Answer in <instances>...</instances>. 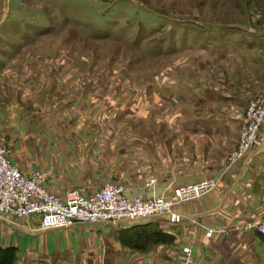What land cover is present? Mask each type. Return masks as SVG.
Returning a JSON list of instances; mask_svg holds the SVG:
<instances>
[{"label": "rangeland", "instance_id": "rangeland-1", "mask_svg": "<svg viewBox=\"0 0 264 264\" xmlns=\"http://www.w3.org/2000/svg\"><path fill=\"white\" fill-rule=\"evenodd\" d=\"M262 100L264 0H0V143L51 193L114 181L167 197L248 162L239 174L264 216V109L237 152ZM177 224L20 233L0 264H177L189 237ZM203 251L197 264H264V235L215 233Z\"/></svg>", "mask_w": 264, "mask_h": 264}, {"label": "built area", "instance_id": "built-area-1", "mask_svg": "<svg viewBox=\"0 0 264 264\" xmlns=\"http://www.w3.org/2000/svg\"><path fill=\"white\" fill-rule=\"evenodd\" d=\"M263 109V100L248 107L251 118L238 135L237 152L240 154L254 141ZM43 180L39 172H22L11 163L5 146L0 143V218L12 222L22 220L23 228L31 232L57 229L72 223L117 227L153 217L163 218L171 224L187 218L194 233L199 229L204 239L230 230H253L264 235V216L261 215L227 228L206 226L180 211L181 203L213 191L217 179L204 178L175 186L167 197L127 195L123 185L114 181L104 182L88 193L69 189L59 196L49 192ZM179 249L181 257L177 264H196L193 241L182 244Z\"/></svg>", "mask_w": 264, "mask_h": 264}, {"label": "crops", "instance_id": "crops-1", "mask_svg": "<svg viewBox=\"0 0 264 264\" xmlns=\"http://www.w3.org/2000/svg\"><path fill=\"white\" fill-rule=\"evenodd\" d=\"M247 157L248 155L245 156V158ZM247 164L248 162H242L241 165L239 166V170H237V173H234L233 175H226L223 178H221L217 182V185L214 188V190L209 192L208 194L181 203L179 206L180 211L187 216H191L195 218L197 221L205 224L206 226H216L221 224L227 225L232 221L233 216L240 214L242 212L251 214L253 218L260 216V214L257 213L255 207L251 205L250 202L247 201L248 188L246 189L243 183L244 175L239 174L241 171H243V169ZM66 190H64L61 194L58 195L59 196L62 195ZM240 197H241V201H240ZM188 221L189 220L187 218H184L177 225L181 227L183 226L184 231L182 235H186V236L189 235L188 240L186 242L193 241V251L197 264V262L200 260H201L200 262H202V259L205 255L203 251V247L205 243L209 241V239L202 238L201 231L199 229H196V232L194 233L192 224L191 226H187ZM122 225H126V224H122ZM37 232H43V231H37ZM20 233L27 235L29 234V231L23 228L22 220H16L12 222L0 218L1 246L3 247L15 246L22 238V235ZM113 257L114 259H116V261L117 259L120 261V256L119 257L113 256Z\"/></svg>", "mask_w": 264, "mask_h": 264}, {"label": "trees", "instance_id": "trees-1", "mask_svg": "<svg viewBox=\"0 0 264 264\" xmlns=\"http://www.w3.org/2000/svg\"><path fill=\"white\" fill-rule=\"evenodd\" d=\"M134 239L137 240L138 237H135ZM131 240H133V239H131ZM132 243H135V241L133 240ZM135 244H136V243H135ZM135 244H132V247H133V248L141 249V246H140V245L137 246V244H136V245H135ZM7 248H9V247H4V249H7ZM3 258H4V255L1 254V255H0V260L3 259Z\"/></svg>", "mask_w": 264, "mask_h": 264}]
</instances>
